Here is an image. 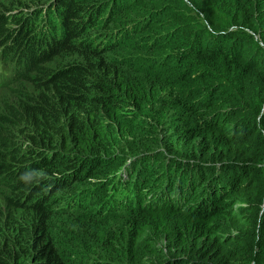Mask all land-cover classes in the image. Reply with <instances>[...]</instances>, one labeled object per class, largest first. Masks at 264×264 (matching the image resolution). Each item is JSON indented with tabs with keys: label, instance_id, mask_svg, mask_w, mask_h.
<instances>
[{
	"label": "trees",
	"instance_id": "16d2710c",
	"mask_svg": "<svg viewBox=\"0 0 264 264\" xmlns=\"http://www.w3.org/2000/svg\"><path fill=\"white\" fill-rule=\"evenodd\" d=\"M37 1L0 0V264H264V0H187L167 55L159 0Z\"/></svg>",
	"mask_w": 264,
	"mask_h": 264
},
{
	"label": "rangeland",
	"instance_id": "374dc122",
	"mask_svg": "<svg viewBox=\"0 0 264 264\" xmlns=\"http://www.w3.org/2000/svg\"><path fill=\"white\" fill-rule=\"evenodd\" d=\"M48 2H50V0H48ZM44 5H45L44 1L39 0L36 3L30 2L29 8L20 7L18 5L9 6L11 8V10L9 12L13 15H20L21 13L27 15V13L30 10H33L32 9L33 7L34 8L37 7V8L42 9L44 7ZM263 10H264V6H262L259 13H256L255 10H253V15L255 14V18H254L255 22H254L253 30L256 34L250 32V31H246L252 37L253 44H254V45H252V48L254 46V49L260 51L262 54L264 53V13L262 12ZM26 15H24V16H26ZM154 16H157L155 21H156V24H158L160 27L159 32L155 33V37H160L162 39L164 38L162 40V43L165 44V42H166V45L170 47V48L166 49L165 52H161V53H165L166 55L168 54V52L172 51L174 46H176V44L174 43V41H176V37L174 35L177 34L181 28H185V29L194 28L195 22L193 21L192 17H196V18L203 20V17L200 14H198L193 9V7L190 6V4L187 2V0H159V2L154 7ZM23 19H25V17ZM203 24H205V23H203ZM47 32H48L47 29L45 27H42L41 32H39L38 34L33 33V35H31L30 31H28L25 33L24 37L36 39V36H39V37H40V35L43 36ZM100 33H102V32H100ZM99 35L100 34H98V36ZM145 36H147V35H145ZM171 38H175V39L171 41L170 40ZM10 44H11V42H10ZM130 50H132V49H130ZM126 52H127V50H126ZM119 53H118V55H119ZM26 55H27V52L24 53L22 58L26 57ZM149 57H157V55L156 56H149ZM21 62H22V59H20V56H17L14 54L11 57L10 63H18V65H17L18 70L17 71L22 70V65L20 64ZM87 186H89V185H87ZM239 204H240L239 200L234 201V206H237ZM217 223H222V221H218ZM71 224L72 223H68V221L64 220L59 225V227L60 228L62 227L61 228L62 231H67L68 233H70L72 238H76V235H77V237L80 240L81 245H83L85 242V240H83V239L86 238L87 236L85 234H83L84 233L83 229H79L76 226L71 227ZM54 225H58V224H56L54 222ZM78 225H79V223H78Z\"/></svg>",
	"mask_w": 264,
	"mask_h": 264
}]
</instances>
